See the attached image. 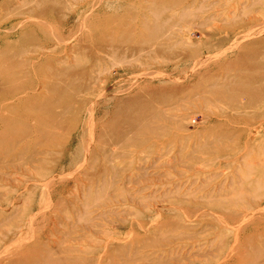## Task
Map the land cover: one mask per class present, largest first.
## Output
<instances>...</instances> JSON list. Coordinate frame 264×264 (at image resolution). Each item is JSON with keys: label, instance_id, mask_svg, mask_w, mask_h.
<instances>
[{"label": "rangeland", "instance_id": "obj_1", "mask_svg": "<svg viewBox=\"0 0 264 264\" xmlns=\"http://www.w3.org/2000/svg\"><path fill=\"white\" fill-rule=\"evenodd\" d=\"M0 85V264H264V0H0Z\"/></svg>", "mask_w": 264, "mask_h": 264}, {"label": "bare ground", "instance_id": "obj_2", "mask_svg": "<svg viewBox=\"0 0 264 264\" xmlns=\"http://www.w3.org/2000/svg\"><path fill=\"white\" fill-rule=\"evenodd\" d=\"M173 1V0H172ZM176 6V5H175ZM181 7H182V5H180ZM179 6V7H180ZM183 7H184V5H183ZM182 7V8H183ZM142 9V8H141ZM174 9V8H173ZM172 9V10H173ZM165 11H170V10H165ZM174 11V10H173ZM184 11V10H183ZM182 11V12H183ZM157 12V11H156ZM163 13V12H162ZM161 13V14H162ZM174 13V12H173ZM172 13V14H173ZM165 14V13H164ZM157 16V14L155 15V17ZM163 16V15H162ZM170 16V15H169ZM158 17H160V16H158ZM151 18H153V17H151ZM154 19V18H153ZM169 19V18H168ZM173 19V18H172ZM166 22L168 23V20H166ZM167 23H165V25L167 26ZM176 26V25H175ZM163 27V26H162ZM168 27V26H167ZM172 27V26H171ZM171 29V28H170ZM163 41V40H162ZM175 43V42H174ZM47 44V43H46ZM156 44V43H155ZM68 49H70V48H68ZM78 50V49H77ZM32 55V54H31ZM47 57H50V55L49 54H47ZM4 61V60H3ZM8 63V62H7ZM239 69V68H238ZM69 74H71V75H73V72H70ZM3 82H4V80H3ZM6 83V82H5ZM1 86V85H0ZM38 86V85H37ZM30 89V88H29ZM31 91H33V90H31ZM33 93V92H32ZM16 96V95H15ZM39 96V95H38ZM9 98V97H8ZM14 102V101H13ZM2 104V103H1ZM59 104V103H58ZM57 104V105H58ZM60 104H61V102H60ZM10 105V104H9ZM57 107V106H56ZM1 108V107H0ZM60 108V107H59ZM9 110V109H8ZM5 112V111H4ZM33 112V111H32ZM39 113V112H38ZM31 114V113H30ZM40 116H41V114H40ZM20 117L21 116H19V117H17V118H19L20 119ZM41 117H43V116H41ZM23 118V117H22ZM47 118V117H46ZM44 119V118H43ZM51 119H52V117H51ZM55 119V118H54ZM53 119V120H54ZM61 119H64V118H61ZM60 119V120H61ZM65 119H66V117H65ZM41 120V119H40ZM40 120H39V122H40ZM44 120H46V119H44ZM55 120H59V119H55ZM60 120H59V122H60ZM0 121L2 122V124H4L3 126H5L6 127V129L8 130V131H12V132H15V130H14V122H16V120L15 121H13V120H3V119H0ZM34 122H36L35 120H33ZM32 121V122H33ZM22 122V121H21ZM31 122V123H32ZM42 122V121H41ZM64 122V121H63ZM63 122H60L61 124L63 123ZM46 123H51V122H46ZM56 123V122H55ZM60 123H58V124H60ZM1 124V123H0ZM34 124V123H33ZM37 124V123H36ZM57 124V123H56ZM67 124V123H66ZM38 125V124H37ZM69 125V124H68ZM16 126V125H15ZM42 126V125H41ZM43 127V126H42ZM45 127V126H44ZM48 127H50V126H48ZM60 127V126H59ZM62 127V126H61ZM38 129V128H37ZM41 129V128H40ZM58 129H60V128H58ZM57 130V129H56ZM40 131V130H39ZM58 131V130H57ZM59 133H60V131H58ZM9 135H11V133L9 134ZM26 136V134H25V132L24 133H22V132H15L14 133V136H11V137H13V139L15 140V141H17V140H21V139H23L24 137ZM4 138H6V137H4ZM31 138V137H30ZM8 139V136H7V138H6V140ZM12 139V140H13ZM4 140V139H3ZM9 140V139H8ZM13 140V141H14ZM2 140L0 139V142H1ZM31 141V140H30ZM4 142V141H3ZM26 142V141H25ZM18 148H19V146H18ZM60 161V160H59ZM50 200V199H49Z\"/></svg>", "mask_w": 264, "mask_h": 264}]
</instances>
